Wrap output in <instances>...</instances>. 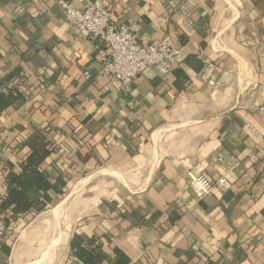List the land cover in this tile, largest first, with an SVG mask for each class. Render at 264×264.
I'll return each mask as SVG.
<instances>
[{
	"label": "crops",
	"instance_id": "crops-1",
	"mask_svg": "<svg viewBox=\"0 0 264 264\" xmlns=\"http://www.w3.org/2000/svg\"><path fill=\"white\" fill-rule=\"evenodd\" d=\"M90 1L71 0L77 9ZM242 1L104 0L142 42L170 37L182 58L217 65L215 90L181 61L186 85L174 70L147 69L124 95L102 72L106 49L55 0H0V79L16 65L28 74L19 85L28 99L0 115V136L15 125L53 126L47 168L70 176L67 195L16 222L45 214L54 236L63 227L58 264L73 233L102 235L105 251L121 249L129 264H264V140L247 126L264 133V0ZM2 155L14 159L9 149ZM189 169L215 183L202 199ZM223 175L228 183L217 185ZM18 251L12 246L9 264Z\"/></svg>",
	"mask_w": 264,
	"mask_h": 264
},
{
	"label": "trees",
	"instance_id": "trees-1",
	"mask_svg": "<svg viewBox=\"0 0 264 264\" xmlns=\"http://www.w3.org/2000/svg\"><path fill=\"white\" fill-rule=\"evenodd\" d=\"M181 61L195 72H200L204 65L197 54H189ZM177 67L173 69L176 80L186 85L190 79L183 68ZM27 78L25 70L16 65L0 79V115L19 108L28 99L19 88ZM15 126L16 132L12 129L9 131L14 132L11 135L0 136V168L4 184V191L0 195V216L5 224V231L0 237V264H9L12 238L20 228L16 221L27 224L34 216L51 208L66 194L70 183V176L61 168L53 165L54 170L50 171L46 164L56 148L57 129L53 126ZM9 136L10 140L6 141L5 138ZM3 149L13 152L17 164L14 159L11 161L3 157ZM176 219V214L169 216L170 223ZM89 239L86 241L80 234H72L66 264H129L130 259L121 249L113 247L111 253L105 251L102 235H92Z\"/></svg>",
	"mask_w": 264,
	"mask_h": 264
},
{
	"label": "built area",
	"instance_id": "built-area-1",
	"mask_svg": "<svg viewBox=\"0 0 264 264\" xmlns=\"http://www.w3.org/2000/svg\"><path fill=\"white\" fill-rule=\"evenodd\" d=\"M55 3L64 11L65 19L73 28L87 34L106 49L101 58L102 72L108 76L111 86L124 95L132 91L134 80L145 70L153 69L161 75L168 74L181 61V48L172 38L142 42L133 26L122 23L121 15H113L104 0H91L82 9L75 8L71 0H55ZM181 7L186 12V7ZM202 62L204 65L199 73L200 78L215 90L217 65L209 59ZM257 115L264 123V103L257 108ZM247 126L259 141L264 140V133L258 134L251 125ZM187 179L192 193L198 199H202L215 186L214 181L208 179L200 170L189 169ZM227 183L225 175L216 182L220 186ZM4 231L5 224L0 216V237Z\"/></svg>",
	"mask_w": 264,
	"mask_h": 264
},
{
	"label": "rangeland",
	"instance_id": "rangeland-1",
	"mask_svg": "<svg viewBox=\"0 0 264 264\" xmlns=\"http://www.w3.org/2000/svg\"><path fill=\"white\" fill-rule=\"evenodd\" d=\"M228 1H233L235 3V0ZM243 4L244 2L242 0H236L237 8L243 6ZM245 11H247V8H245ZM45 218V214L40 215L35 218V220H33V223L29 226H22L15 231L14 236L12 238V246L14 251L19 250V254L16 255L21 256L15 257L16 261L13 264H28L34 258L38 257L41 250L49 247V238L52 237V230L49 224L45 225ZM63 236H66V233L62 227V236L60 238L57 237L55 239L57 249L55 253L54 264H58L62 260L65 248L67 247L66 240H64ZM53 262H50L48 264H53Z\"/></svg>",
	"mask_w": 264,
	"mask_h": 264
},
{
	"label": "bare ground",
	"instance_id": "bare-ground-1",
	"mask_svg": "<svg viewBox=\"0 0 264 264\" xmlns=\"http://www.w3.org/2000/svg\"><path fill=\"white\" fill-rule=\"evenodd\" d=\"M233 4V3H232ZM91 178V177H90ZM78 182V181H77ZM75 183V182H74ZM76 184V183H75ZM78 185H80L79 183H78ZM78 190V189H77ZM80 190V189H79ZM68 194V193H67ZM66 194V195H67ZM61 201V200H60ZM59 201V202H60ZM55 212H56V210H54ZM53 214V213H52ZM52 217H53V215H52ZM51 218V217H50ZM49 218V219H50ZM46 219V218H45ZM53 220V219H52ZM52 220H50V221H52ZM48 221V220H47ZM52 222H54V221H52ZM49 224H50V222H49ZM58 225V224H57ZM48 232V231H47ZM59 232V231H58ZM62 233V232H61ZM51 238H49V240H50V244H49V247L48 248H45V249H43V250H41L40 251V253H39V255H38V257L37 258H34L31 262H29L28 264H48V263H50V262H53V260H54V256H55V253H56V238L57 237H61V236H59V235H56V236H53V234H52V232H51ZM65 236H63V238H64Z\"/></svg>",
	"mask_w": 264,
	"mask_h": 264
}]
</instances>
